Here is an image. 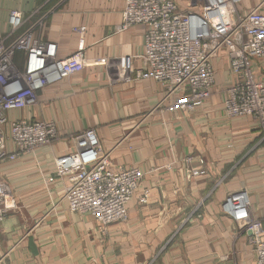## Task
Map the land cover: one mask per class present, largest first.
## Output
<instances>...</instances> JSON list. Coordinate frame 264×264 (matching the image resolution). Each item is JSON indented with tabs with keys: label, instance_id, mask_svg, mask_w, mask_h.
Here are the masks:
<instances>
[{
	"label": "crops",
	"instance_id": "crops-1",
	"mask_svg": "<svg viewBox=\"0 0 264 264\" xmlns=\"http://www.w3.org/2000/svg\"><path fill=\"white\" fill-rule=\"evenodd\" d=\"M174 1L185 10L203 5ZM124 5L0 0V33L9 30L12 9L31 14L30 22L44 17L42 38L56 43L57 55L80 53L84 60L81 71L41 89L34 105L9 114L52 121L57 136L0 164V180L15 201L0 219V264H255L248 233L221 205L228 193L246 189L264 227V125L223 110L230 76L224 52L213 61L209 99L190 111L171 108L158 81L136 74L144 27L119 28ZM255 7L264 10V0H241L238 10ZM253 70L264 82V61ZM88 128L113 167L136 165L143 172L125 221L99 225L69 211L62 199L67 181L55 176L54 158L74 151L72 135Z\"/></svg>",
	"mask_w": 264,
	"mask_h": 264
},
{
	"label": "built area",
	"instance_id": "built-area-1",
	"mask_svg": "<svg viewBox=\"0 0 264 264\" xmlns=\"http://www.w3.org/2000/svg\"><path fill=\"white\" fill-rule=\"evenodd\" d=\"M202 2L201 10L193 11L181 9L174 0H125L119 28L144 27V53L136 74L158 81L165 98L172 99L171 108L190 111L211 96L213 61L224 52L234 76L223 95L226 115L253 117L264 125V82L253 76L254 63L264 61V10L241 13V0ZM29 18L9 11V31L0 40V164L52 143L57 136L52 121L24 115L10 119L9 114L25 111L37 102L41 89L84 66L80 53L61 58L56 43L42 38L44 17ZM72 139L74 151L56 156L53 168L55 176L67 181L62 199L68 210L90 215L102 226L125 221L142 170L136 165L113 167L93 128ZM249 195L246 189L228 193L221 210L248 233L255 264H264V227L251 211ZM147 197L144 190L139 202ZM14 208L13 195L0 180V219Z\"/></svg>",
	"mask_w": 264,
	"mask_h": 264
},
{
	"label": "rangeland",
	"instance_id": "rangeland-1",
	"mask_svg": "<svg viewBox=\"0 0 264 264\" xmlns=\"http://www.w3.org/2000/svg\"><path fill=\"white\" fill-rule=\"evenodd\" d=\"M192 2H195L196 0H191ZM12 10H14V9H12ZM11 11V10H10ZM39 11L40 10H36L35 9V12H38L37 14H39V16H42L41 15V13H39ZM242 13V12H241ZM8 14H9V12H8ZM34 15V14H33ZM31 16V14H28L26 17H30ZM38 19V18H37ZM9 31V30H8ZM8 31L7 32H5V33H0V40L1 39H5V37H6V35H7V33H8ZM13 38V36H8L7 37V40H11ZM261 62H263V61H257V62H255L254 63V65H256L257 63H261ZM229 69V68H228ZM229 79L227 80V83H226V86H225V88H224V91L226 90V88L228 87V86H230V85H232L234 82H233V78H234V76L230 73V70H229ZM253 76H254V70H253ZM255 78V77H254ZM256 79V78H255ZM261 82H263V81H261ZM222 107H223V103H222ZM223 110H224V108H223ZM244 117V116H243ZM239 118H241V117H239ZM250 196V195H249Z\"/></svg>",
	"mask_w": 264,
	"mask_h": 264
}]
</instances>
